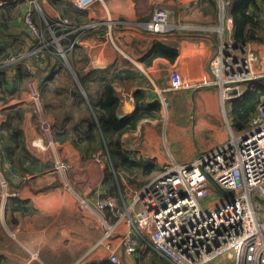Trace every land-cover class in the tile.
I'll return each mask as SVG.
<instances>
[{"label":"crops","instance_id":"crops-1","mask_svg":"<svg viewBox=\"0 0 264 264\" xmlns=\"http://www.w3.org/2000/svg\"><path fill=\"white\" fill-rule=\"evenodd\" d=\"M103 1L105 6L94 5L86 11L89 21L77 26L78 48L87 59L85 63L75 61L80 73L110 65L120 69L136 67L141 71L139 77L115 86L119 113L125 115L134 109L137 89L146 92L149 102L158 101L161 105L158 118L143 119L135 130L122 136L128 156L141 159L145 165L153 163L152 179L172 162L190 163L200 154L227 142L226 124L233 128L228 116L230 100L222 99L216 87L181 91L166 88L173 67H177L182 76L201 77L207 71L208 57L220 40L233 43L231 0H226L222 6L219 0L215 16L202 10V0ZM157 4L170 11V30L152 33L127 24L147 21ZM41 7L50 17L56 13L47 0ZM221 7L223 20L220 19ZM10 29L16 38L24 36L29 42L33 41L22 17L17 18ZM99 34L102 37H98ZM28 41L23 50L30 46ZM156 42L175 51L173 59L158 55L146 62L145 56ZM246 45L257 55L254 70L264 72V42ZM29 82L26 89L8 102L0 101V124L8 108L16 105L28 108L20 127L28 150L43 166L33 173H19L12 171L8 162L0 161V179L7 181V191L12 194L4 199L0 197V264H89L95 253H108L106 243L116 249L123 264H144L140 262V254H128L122 246L123 236L128 232L133 234L126 217L133 212L126 209L132 205L137 190L133 192L126 187L127 177L121 175V187L116 193H110L103 185L106 166L99 159V152L83 159L69 141H54L52 128L43 130L42 112L45 120L52 123L54 118L46 115L41 103L37 105L32 101ZM35 82L37 86L40 83ZM260 83L264 84V79ZM7 171L13 173L14 181L6 176ZM10 197L28 200L25 206L31 205L32 211L8 213ZM105 198H111L113 206L101 208L99 202ZM136 208L137 205L133 210ZM159 256L164 264H171ZM102 262L93 260L91 264ZM232 263V255L228 253L209 264Z\"/></svg>","mask_w":264,"mask_h":264},{"label":"built area","instance_id":"built-area-1","mask_svg":"<svg viewBox=\"0 0 264 264\" xmlns=\"http://www.w3.org/2000/svg\"><path fill=\"white\" fill-rule=\"evenodd\" d=\"M68 1L83 11L92 9L97 3L105 6L103 0ZM4 3L0 0V6ZM27 5L22 22L32 40H36V46L16 56L0 58V70L8 71L10 77L16 61L29 59L26 70L33 73V65L43 64V51L49 45H53L66 62L64 47L71 49L79 43L78 28L69 19L58 12L53 17L48 16L38 0H28ZM35 6L40 10L49 39L33 20ZM169 17L170 11L157 4L147 21L127 24L135 29L162 33L170 30ZM234 45L220 40L217 49L208 57L207 71L201 77L182 76L177 67H173L166 90L214 86L225 100L239 98L252 90L264 79V72L254 70L255 52L245 44ZM29 91L31 99L39 105L40 93L33 79L29 82ZM42 127L51 130L45 119ZM225 128L230 137L227 142L200 154L190 163L172 162L164 166L137 190L132 205L126 209V212H133L132 216H126L133 229V234L128 232L123 236L122 246L126 253L138 255L151 248L171 264H209L231 253L232 264H264V217L257 213L253 202L254 197H260V203L264 200V96L242 134L234 136L229 124ZM216 185L227 192H219ZM7 187V181L1 177L0 197L3 199L12 195ZM211 195H214L213 200L204 202ZM135 205L137 208L133 210ZM99 206H113V200L105 198ZM104 247L108 253H95L93 256L97 258L90 257L89 264L93 260L123 264L114 247L108 243Z\"/></svg>","mask_w":264,"mask_h":264},{"label":"trees","instance_id":"trees-1","mask_svg":"<svg viewBox=\"0 0 264 264\" xmlns=\"http://www.w3.org/2000/svg\"><path fill=\"white\" fill-rule=\"evenodd\" d=\"M4 1L0 6V58L16 56L36 46V40L29 42L24 36L16 38L10 29L17 18L24 16L28 7L26 0ZM47 1L62 17L69 19L72 25L80 26L89 21L86 11L76 9L68 0ZM218 6V0H202V10L213 16L217 14ZM229 16L233 24L232 38L235 45L264 42V0H231ZM33 20L49 39L50 35L36 10H33ZM58 33L57 30L56 34ZM26 41L30 46L23 50ZM78 47V44L71 49L64 47L68 65L56 48L49 45L43 51V64L33 65V73L26 70L29 59L16 61L12 65V77L8 71L0 70V101L8 102L26 89L30 80H38L42 108L46 115L54 118L51 123L53 140L69 141L83 159L99 152L97 155L106 166L103 185L110 193H116L118 187H121V175H125L130 183L140 179L137 185L141 188L151 180L155 165H145L141 159H131L123 147L122 136L135 130L141 120L158 118L161 105L158 101L149 102L146 92L137 89L134 92V109L120 117L115 86L124 80L139 77L140 69H120L110 65L92 69L82 75L75 61L79 59L85 63L87 59L81 55ZM175 54L164 43L156 42L145 58L146 62L158 55L173 59ZM263 96L264 84L260 83L239 98L230 100L228 116L232 126L237 130L245 128ZM27 109L20 105L8 108L6 118L0 124V161L8 162L10 169L19 173H33L43 166L28 150L20 127ZM27 203L28 200L10 197L7 201L8 213L15 210L21 213L32 211L31 205L25 206ZM155 261L164 264L159 253L151 248L140 254V262L144 264H156ZM101 264L114 263L104 261Z\"/></svg>","mask_w":264,"mask_h":264},{"label":"rangeland","instance_id":"rangeland-1","mask_svg":"<svg viewBox=\"0 0 264 264\" xmlns=\"http://www.w3.org/2000/svg\"><path fill=\"white\" fill-rule=\"evenodd\" d=\"M226 0H222V4L224 5V2H225ZM42 0H38V3H39V6H40V8L42 9V7H41V4H42ZM218 3H219V0H218ZM36 8V11H37V13H38V15H39V17H40V19H41V13H40V10L37 8V6H35ZM42 10H44V9H42ZM44 12V11H43ZM45 13V12H44ZM43 28V27H42ZM220 34L222 35V32H220ZM67 60V59H66ZM34 80V82H35V79H33ZM35 85H36V82H35ZM30 96V95H29ZM31 98V97H30ZM40 99H41V97H40ZM33 101V100H32ZM40 103H41V100H40ZM42 114H43V119H46L45 118V115H44V113L42 112ZM41 115V114H40ZM52 116V115H51ZM53 117V116H52ZM41 119H42V117H41ZM43 119H42V121H43ZM48 122H50L49 120H48ZM51 123V122H50ZM44 130V129H43ZM243 130H245V128H243L242 129V131ZM232 131H233V134H234V136H239V134H242V131L241 130H237L235 127H233L232 128ZM229 139H230V137H229ZM228 139V140H229ZM60 160V159H59ZM150 178H151V176H150ZM152 178H154V177H152ZM140 179H137V180H133L131 183L130 182H128L127 181V185H126V187H129L130 189H131V191H133L134 189H136V190H138L139 188H140V186H138L137 185V183L138 182H140L139 181ZM130 184V185H129ZM121 186V185H120ZM134 186H135V188H134ZM128 190L129 189H127V192H128ZM135 190V191H136ZM134 192V191H133ZM213 197H214V195H211V196H209V197H206L205 199H204V202H210V201H212L213 200ZM253 202H254V207H255V209H256V211H257V213H259L262 217H264V207H263V205H262V203H260V201L258 200V199H256L255 197H254V199H253ZM211 204H213V203H211Z\"/></svg>","mask_w":264,"mask_h":264},{"label":"water","instance_id":"water-1","mask_svg":"<svg viewBox=\"0 0 264 264\" xmlns=\"http://www.w3.org/2000/svg\"><path fill=\"white\" fill-rule=\"evenodd\" d=\"M220 5L222 6V0H220ZM222 18H223V10H222V7L220 8V19L222 20ZM29 35V34H28ZM30 37L29 38H31V39H33L32 37H31V35H29ZM235 46V45H234ZM65 64H67L68 65V62L66 61L65 62ZM73 75H74V77H75V79L77 80V78H76V76H75V74L73 73ZM78 81V80H77ZM79 82V81H78ZM233 93H235V91H232ZM119 116L121 117L122 115L121 114H119ZM6 176L10 179V180H12V181H14L13 180V178H14V175H13V173L11 172V171H7L6 172ZM16 179L15 180H20V178L19 177H15ZM216 187L218 188V190L219 191H221V192H227V190H225V189H222L221 187H219V186H217L216 185ZM256 199H258V200H260V197H256ZM261 203H262V205H263V207H264V200L263 201H261Z\"/></svg>","mask_w":264,"mask_h":264}]
</instances>
